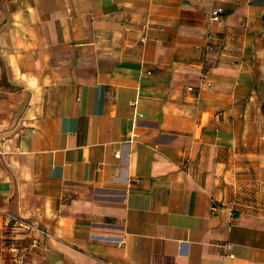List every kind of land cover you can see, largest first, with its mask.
<instances>
[{"label": "crops", "instance_id": "crops-1", "mask_svg": "<svg viewBox=\"0 0 264 264\" xmlns=\"http://www.w3.org/2000/svg\"><path fill=\"white\" fill-rule=\"evenodd\" d=\"M11 217L26 264H264V0H0V264Z\"/></svg>", "mask_w": 264, "mask_h": 264}, {"label": "built area", "instance_id": "built-area-1", "mask_svg": "<svg viewBox=\"0 0 264 264\" xmlns=\"http://www.w3.org/2000/svg\"><path fill=\"white\" fill-rule=\"evenodd\" d=\"M224 12V8L222 6H216L211 10L210 16L213 20H219L221 18V14ZM213 209H216V205L213 206ZM232 215H236V211H232ZM10 222H12V227L24 229L25 235H27V238H21L20 243L16 242L11 245L12 250L14 251L13 259L15 261V264H26V258L27 254L30 251L31 248L37 246V243H39V239H37L33 234L35 230H38V227L26 220L18 219L16 217H11ZM27 239L29 242H27ZM124 240H120L119 242L122 243Z\"/></svg>", "mask_w": 264, "mask_h": 264}, {"label": "trees", "instance_id": "trees-1", "mask_svg": "<svg viewBox=\"0 0 264 264\" xmlns=\"http://www.w3.org/2000/svg\"><path fill=\"white\" fill-rule=\"evenodd\" d=\"M237 212V211H236Z\"/></svg>", "mask_w": 264, "mask_h": 264}]
</instances>
